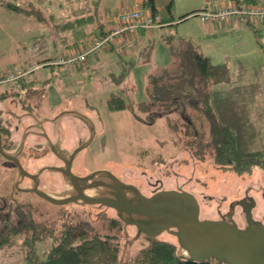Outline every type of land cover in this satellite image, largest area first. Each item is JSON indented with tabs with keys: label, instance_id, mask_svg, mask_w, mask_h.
I'll return each mask as SVG.
<instances>
[{
	"label": "rangeland",
	"instance_id": "1",
	"mask_svg": "<svg viewBox=\"0 0 264 264\" xmlns=\"http://www.w3.org/2000/svg\"><path fill=\"white\" fill-rule=\"evenodd\" d=\"M8 1L30 9L31 14L19 12L15 7H3L1 3ZM61 1L64 2L0 0V70L10 65L24 70L38 65L23 79L30 82L27 88L0 83V90L11 88L19 91L14 96L19 104L29 102L44 115H52L68 107L88 114L96 123L98 134L77 158L76 165L87 168L107 166L129 178L141 177L142 174L138 172L142 170L150 174L159 170L168 171L169 175L180 172L187 176L193 167H197L195 178L198 187L206 188L210 194H227L228 199L241 195L245 185L251 181L264 184V169L256 168L251 173L241 175L219 166L211 167L210 161H199L201 166H195L198 160L193 157V161L187 159L189 150L181 144L187 128L182 114L175 110L158 116L154 121L151 116L156 109V106H151L153 78L166 69L176 68L183 42L191 40L212 62L227 64L231 82L251 85L255 100L246 104L243 118L255 124L262 147L264 21L248 23L232 16L231 22L223 21L221 25L219 22L203 21L194 14L202 4L207 3L206 0H155L156 14L164 24L156 25L151 32V29L143 31V43L134 51L123 54L106 47L89 53L81 65L75 66L67 62L58 63L60 58L69 55L72 42H75V49V46H83L86 41H93L100 36L95 32L99 20L106 18L104 13L117 10L119 6H134L135 0H95L100 3L93 10L96 14L93 22L59 31L57 23L66 19L65 12L61 10L65 4ZM220 6L221 0L211 2L213 9ZM145 7L151 9L150 6ZM36 12L46 16L47 20L33 19ZM167 18H173V21L165 23ZM50 28L52 31L57 29L58 35L52 34ZM64 35L68 36V44L63 40ZM83 35L88 37L81 40ZM37 39H44L46 45L31 53L29 49ZM231 82L219 81L213 86L214 89L226 90L233 84ZM5 104L16 107L13 101ZM187 111L193 113L190 109ZM198 121L206 128L209 126L204 116ZM9 164L11 161L0 153V200L6 197L12 199L13 195L40 226L35 230L20 232L11 244L0 248V264H28L32 261L30 258L43 259L57 242L65 221L91 220V232H116L110 223V216L114 213H103L104 210L90 212L88 206L73 203L55 204L35 193L17 190L11 183L13 169L7 167ZM123 225L122 221L123 233L119 237L123 250L134 255L141 246L138 242L144 234L133 239L136 228L133 226L135 230H132L128 227L127 236ZM159 236L177 243V238L168 232Z\"/></svg>",
	"mask_w": 264,
	"mask_h": 264
},
{
	"label": "trees",
	"instance_id": "2",
	"mask_svg": "<svg viewBox=\"0 0 264 264\" xmlns=\"http://www.w3.org/2000/svg\"><path fill=\"white\" fill-rule=\"evenodd\" d=\"M1 4L3 7H15L19 12L26 14L32 12L9 1ZM65 4L71 9L69 12L71 18L59 24V31L71 30L96 19L93 12L98 8L95 0H66ZM143 5L150 6L152 12L156 14L155 0H144ZM32 18L47 20L46 16L39 12ZM103 24L101 20L97 36L105 33ZM80 46L81 44L75 46V49L78 50ZM179 52L180 61L177 67L166 69L153 78L151 106H156L151 114L153 121L158 116L173 113L175 110L182 114L187 128L181 138V144L188 148L189 160L193 157L199 161H210L211 167L219 166L241 175L251 173L256 168L264 169V144L260 146L255 124L243 118L246 104L255 100V92L250 88L251 85L231 82L232 77L227 64H215L191 40L183 42ZM71 54L69 53L67 57ZM84 60L69 64L79 66ZM219 81L233 84L226 90L214 89L213 85ZM29 83L22 80L19 83L2 84L23 85L27 88ZM19 93L11 88L0 90V121L2 118L5 120L1 114L4 112L5 102L13 101L20 109L35 110L29 102L18 103L14 96ZM188 109L193 113L188 112ZM202 116L208 122L207 128L202 123L198 124ZM8 128L6 125L0 126L4 140L10 138ZM11 198L0 200V248L11 244L20 232L35 230L40 226L24 204L14 199L13 195ZM110 223L116 232H91V220L65 221L57 242L47 251L46 256L43 259L30 258L32 261L28 264H212L190 262L178 257L176 241L161 236L142 235L138 242L141 246L134 255H129L128 252H124L119 237L120 233H123L121 219L111 215Z\"/></svg>",
	"mask_w": 264,
	"mask_h": 264
},
{
	"label": "water",
	"instance_id": "3",
	"mask_svg": "<svg viewBox=\"0 0 264 264\" xmlns=\"http://www.w3.org/2000/svg\"><path fill=\"white\" fill-rule=\"evenodd\" d=\"M70 111L82 116L96 131L93 119L77 109H65L58 115ZM92 138L78 150L89 145ZM23 145L24 139L15 152L7 151L3 147L0 131V153L16 161L20 172L24 168L18 154ZM71 157L67 159L64 156L67 161L65 167H56L64 173L70 185L59 193L64 197L45 192L37 185L22 189L35 191L55 204L78 202L81 205L96 204L105 206V209L112 208L123 221L127 236L130 225L136 228L133 239L142 234L155 237L168 232L177 238V256L190 262L264 264V221L254 217L256 199L253 196L244 195L231 202L232 209L236 204L242 206L243 226L234 219L232 212L229 217L222 216L221 219L202 218L199 199L189 189L162 188L147 194L137 184L125 180L110 168H98L80 175L72 170L73 155Z\"/></svg>",
	"mask_w": 264,
	"mask_h": 264
},
{
	"label": "flooded vegetation",
	"instance_id": "4",
	"mask_svg": "<svg viewBox=\"0 0 264 264\" xmlns=\"http://www.w3.org/2000/svg\"><path fill=\"white\" fill-rule=\"evenodd\" d=\"M70 108L71 107H68L67 109L70 110ZM61 110L52 115H44L36 109H20L18 107L11 108L5 106L4 112L1 113L5 120L2 118L0 126L6 125L10 130V138L8 140H4L2 135L3 147L7 151L15 152L20 142L24 139V145L18 154V158L20 159L24 170L20 172L17 168L16 161L6 158L11 161V164L7 167L13 169L11 183L17 190H24L22 188L37 185L45 192L54 194L57 197H64L59 193L65 191L70 185L68 184L64 173L56 167H65L67 162L66 158L70 159L72 158V155V170L80 175H84L88 171L98 168H110L102 165L94 168L80 167L76 165L77 158L80 154L85 152V150L95 141L98 134V128L96 126V131H93L89 122L74 111L58 115ZM93 132L94 135H92ZM91 138L93 140L89 145L78 150ZM52 145L54 146V149ZM185 148L188 150L186 146ZM63 155L66 156V158H64ZM177 160L178 158L175 162ZM199 165L201 166V162L198 160L195 162V166ZM196 170L197 167H193L190 173L191 175L188 174L187 176L180 174V172H172V174L169 175L168 171L163 172L159 170L158 173L150 174L146 172V170H142L141 173L138 172L140 175L142 174L141 177L134 178L131 176L130 178H133L132 180L124 173H118L115 170L113 171L122 176L125 180L137 184L141 190L147 194H151L162 188L182 187L189 189L194 192L199 199L202 218L221 219L222 216L229 217V214L232 212L234 219L242 226L244 225L242 220L244 210L239 204H236L232 209L231 202L244 195L253 196L256 199V205L253 209L254 217L264 221L263 183L251 181L245 185L241 195L228 199L227 194L221 196L215 193L210 194L207 192L206 188L198 187ZM26 191L40 196L35 191ZM93 191L95 192L96 189ZM40 197L43 198L42 196ZM43 199L48 201L45 198ZM70 203L71 202L66 204L69 205ZM73 204L81 205L78 202ZM86 206L89 207L90 212H101L104 210L103 213L111 212L118 217L115 210L112 208L105 209V206L97 207L96 204H86ZM129 228L135 230L132 225H130Z\"/></svg>",
	"mask_w": 264,
	"mask_h": 264
},
{
	"label": "built area",
	"instance_id": "5",
	"mask_svg": "<svg viewBox=\"0 0 264 264\" xmlns=\"http://www.w3.org/2000/svg\"><path fill=\"white\" fill-rule=\"evenodd\" d=\"M211 2V0L207 1L194 14L199 15L206 22L220 23L230 20L232 16L248 23L264 21V0H234L217 9L211 7ZM103 23L105 31L103 35L93 41H86L71 56L62 57L58 63L75 64L84 60L89 53L106 47H114V50L123 53L134 44V40L130 39L128 34L138 31L139 28H153L163 21L159 15L154 14L140 3L108 11ZM36 67L38 65L33 69ZM33 69L24 70L18 66L4 68V70H0V83H19Z\"/></svg>",
	"mask_w": 264,
	"mask_h": 264
},
{
	"label": "crops",
	"instance_id": "6",
	"mask_svg": "<svg viewBox=\"0 0 264 264\" xmlns=\"http://www.w3.org/2000/svg\"><path fill=\"white\" fill-rule=\"evenodd\" d=\"M51 1H53V0H51ZM60 1V0H59ZM206 1H209V0H206ZM211 1H213V0H211ZM231 1H234V0H229L228 2H226L225 0H221V6L222 5H226V4H228V3H230ZM54 2H57V0H54ZM62 2V1H61ZM65 2H66V0H64V2H62V3H64L65 4ZM143 2H144V0H135L134 1V4L133 5H135V4H143ZM100 3V2H99ZM99 3L98 4H96V5H99ZM202 5H204V4H202ZM144 6V5H143ZM119 8H123V6H119L118 7V9ZM147 9H149V8H147ZM62 11H64L65 12V14H66V19L65 20H68L69 18H71V16L69 15L70 13V11H71V9H70V7L68 6V4H65V7H63L62 6V9H61ZM149 10H151V9H149ZM105 15H106V13H104ZM101 20L104 22V20L101 18ZM173 21V18L171 19V18H167V20L166 21H164L165 23H171ZM100 20H99V24H100ZM227 23L228 22H231V19L230 20H227L226 21ZM262 23V22H261ZM58 24V28H60V23H57ZM99 24H98V26H97V30H98V27H99ZM219 24H224V22L223 21H221ZM57 28V29H58ZM155 27H153V28H150L149 30H150V32L154 29ZM57 29H55V30H51V28H50V32H52V34H54V33H57V35H58V30ZM147 30V29H146ZM62 31H65V30H62ZM143 31H145V29H140L139 31H136V32H134V33H132V34H128V36H129V38L130 39H132V40H134V44H133V46H132V48L130 47V49L128 50V51H126V52H123V54H126V53H128L129 51H134V49L137 47V46H139V45H141L142 43H143V36H142V33H143ZM95 33H97V31L95 32ZM94 35V34H93ZM88 36L87 35H83L82 37H81V40L82 39H84V38H87ZM63 40L68 44V42H69V40H68V36L67 35H64L63 36ZM75 42H72V46L70 47V49H69V53L71 54L72 52H74V46H73V44H74ZM44 45H46L45 44V42H44V39H37L36 40V42L33 44V46H31V48L29 49V51L31 52V53H34V52H37L38 50H41L42 48H43V46ZM70 45V44H69ZM73 48V49H72ZM106 50V49H105ZM107 50H109V49H107ZM112 50H114V49H112ZM67 109V108H66ZM70 109H76V108H74V107H71ZM77 110H79V109H77ZM62 111V110H61ZM79 111H81V110H79ZM82 112V111H81Z\"/></svg>",
	"mask_w": 264,
	"mask_h": 264
},
{
	"label": "bare ground",
	"instance_id": "7",
	"mask_svg": "<svg viewBox=\"0 0 264 264\" xmlns=\"http://www.w3.org/2000/svg\"><path fill=\"white\" fill-rule=\"evenodd\" d=\"M46 64V63H45Z\"/></svg>",
	"mask_w": 264,
	"mask_h": 264
}]
</instances>
